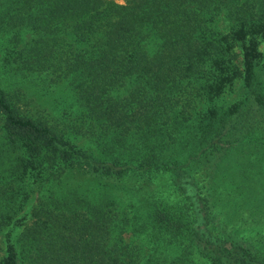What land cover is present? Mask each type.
<instances>
[{
    "label": "trees",
    "instance_id": "obj_1",
    "mask_svg": "<svg viewBox=\"0 0 264 264\" xmlns=\"http://www.w3.org/2000/svg\"><path fill=\"white\" fill-rule=\"evenodd\" d=\"M6 3L0 25L38 31L21 68L74 82L101 156L0 89V264H264V0ZM234 81L238 97L213 104ZM75 168L95 185L67 186ZM26 177L42 183L21 223Z\"/></svg>",
    "mask_w": 264,
    "mask_h": 264
},
{
    "label": "rangeland",
    "instance_id": "obj_2",
    "mask_svg": "<svg viewBox=\"0 0 264 264\" xmlns=\"http://www.w3.org/2000/svg\"><path fill=\"white\" fill-rule=\"evenodd\" d=\"M115 4L123 5L124 0H111ZM6 0H0V11L6 10ZM10 12V13H9ZM9 16H14L19 12L15 9L9 10ZM32 13V12H30ZM213 27L225 32L229 26L228 20L223 13H217L212 21ZM260 57L258 64L264 70V38H256ZM38 31L29 25L19 23L18 20H3L0 25V89L4 91L12 105L21 115L45 123L58 132L77 149L84 150L91 156L99 158L97 144L93 138L83 135L80 125V104L74 93V82L69 79L54 78V74L49 70L22 69V58L28 59L32 55L34 48L39 46ZM234 50H238L234 47ZM22 59V60H21ZM31 68V67H30ZM240 91L239 81L225 89L224 93L213 101V104L225 105L238 97ZM121 95L122 91H116ZM123 95V94H122ZM2 119L0 117V137L2 134ZM1 142V138H0ZM8 160L0 158L1 167H7ZM42 180L36 178H25L23 183L26 194L24 201L15 218L21 223H25L30 218L31 208L36 202L40 192L38 183ZM65 184L69 187L77 185L81 191L89 190L95 184L91 183V177L77 171V168L66 176ZM42 183V182H41ZM114 200L124 205L128 202V195L118 192L113 193ZM0 232V256L4 255V236ZM17 232V228L12 230ZM124 239L130 238L129 232H124Z\"/></svg>",
    "mask_w": 264,
    "mask_h": 264
}]
</instances>
